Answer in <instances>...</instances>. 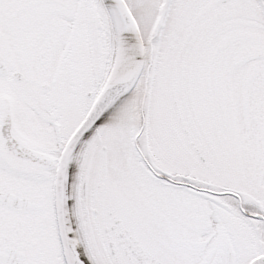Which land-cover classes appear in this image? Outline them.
Segmentation results:
<instances>
[{
    "label": "snow or ice",
    "instance_id": "obj_1",
    "mask_svg": "<svg viewBox=\"0 0 264 264\" xmlns=\"http://www.w3.org/2000/svg\"><path fill=\"white\" fill-rule=\"evenodd\" d=\"M0 264H264V0H0Z\"/></svg>",
    "mask_w": 264,
    "mask_h": 264
}]
</instances>
